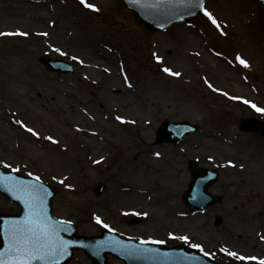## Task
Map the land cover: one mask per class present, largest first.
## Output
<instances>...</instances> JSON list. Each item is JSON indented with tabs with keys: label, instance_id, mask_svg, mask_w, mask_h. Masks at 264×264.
Segmentation results:
<instances>
[{
	"label": "rangeland",
	"instance_id": "374dc122",
	"mask_svg": "<svg viewBox=\"0 0 264 264\" xmlns=\"http://www.w3.org/2000/svg\"><path fill=\"white\" fill-rule=\"evenodd\" d=\"M27 2L35 9H29ZM86 3L98 11L80 0H0V33L5 34L0 35V165L39 176L54 187L53 216L74 223L78 234L97 235L105 229L168 246L200 245L197 250L220 263L264 261V246L258 240L264 234V139L239 127L245 117L264 121V112L256 110L264 109L263 6L257 0H205L198 16L151 31L119 0ZM18 4L32 14L18 20L9 16ZM205 9L220 28L205 16ZM65 24L73 37L83 42L90 38L98 54H84L80 47L66 44L59 35ZM45 33L50 36L47 40ZM189 37L195 38L192 43H187ZM101 51L112 61L105 62ZM40 54L69 61L74 72H47L36 60ZM237 56L249 66H243ZM166 67L180 75L164 72ZM12 74L25 83L9 94L5 84ZM22 88L28 92L26 98L20 95ZM61 91L75 105L74 118L68 119L78 130L62 123L54 110L52 97ZM77 107L100 121L93 151L82 130L89 127L87 118ZM164 119L187 121L197 130L179 144H157L155 133ZM205 132L227 137L228 148L204 154L194 150L198 135ZM154 153L161 155L158 163H153ZM207 154L214 155L208 158ZM192 160L218 174L207 191L219 201L200 212L182 202ZM128 169L142 173L138 172V179L130 178ZM154 171L159 175L148 176ZM124 179L141 182L158 205L178 204L185 214L183 222L189 225H182L187 235H180L182 228L173 229L172 218L151 225L150 218L138 220V214L131 219L129 212L109 208V192L120 188ZM178 179L183 180L180 192L172 186ZM99 182L105 190L95 196L92 188ZM17 209L0 195V211ZM180 237H188L187 242ZM66 264L93 263L75 250ZM106 264L123 263L108 255Z\"/></svg>",
	"mask_w": 264,
	"mask_h": 264
},
{
	"label": "water",
	"instance_id": "95a60500",
	"mask_svg": "<svg viewBox=\"0 0 264 264\" xmlns=\"http://www.w3.org/2000/svg\"><path fill=\"white\" fill-rule=\"evenodd\" d=\"M120 1L126 8L135 13L136 20L143 22L149 29L165 28L173 22L198 14L202 7L195 5V0L191 3H182L179 0H172V2H169V0ZM260 1L264 5V0ZM38 61L50 72H73V68L61 59H52L41 55L38 57ZM196 129V125H191L186 121L170 123L164 120L158 127L155 142L168 141L177 144L185 134H189ZM241 129L247 132L258 131L264 137V123L254 117L243 119ZM189 169L193 176L183 197V202L192 210H203L218 201L216 197L206 191V188L216 180V173L206 168H197L195 162L191 163ZM10 181L23 182L25 185H43L48 193L44 203L49 216L51 211L50 201L54 195V189L49 185L31 177L19 176L13 172H4L0 168V193L20 207L17 214L0 212V251H3L6 247L5 237L9 224L13 220L22 219L27 211L24 203L17 199V196L21 193L13 188ZM102 190L103 185L97 184L93 192L95 195H99ZM51 218L55 222L60 238L68 242L64 255L56 258L57 264H64L69 260L74 249H81L95 264H106V254L121 258L124 264H219L202 257L195 250L186 251L184 246L166 248L157 243H137L104 231L99 236L77 235L75 227L71 223ZM218 221L219 218H217Z\"/></svg>",
	"mask_w": 264,
	"mask_h": 264
},
{
	"label": "bare ground",
	"instance_id": "6f19581e",
	"mask_svg": "<svg viewBox=\"0 0 264 264\" xmlns=\"http://www.w3.org/2000/svg\"><path fill=\"white\" fill-rule=\"evenodd\" d=\"M22 6H23L22 4H18V6L11 7L9 16H12L13 18H17V20L19 18L26 19L25 18L26 13L32 14L31 10L35 9V5L33 3L27 4V7L31 10L24 11ZM29 24H33L32 20L30 21ZM70 25H72V22H70ZM70 25L65 24V26L62 27L59 33V35L61 34L62 37L64 38L65 43L68 45H75V46L80 47L78 49L84 52V54L85 53L87 54L97 53L98 50L96 49L94 50L93 46L91 47L90 45L91 44L90 38L87 37L85 42H83L80 39L73 37V34L67 28V27H70ZM71 27H74V25ZM44 36H45V40L49 39L50 37L48 34ZM194 39L195 38L193 37L191 39L189 37V39L187 40V43L189 42V40H191L190 42L192 43ZM100 56H102L104 61L107 63L112 61L109 54L107 55L102 51L100 52ZM87 61L89 62V59ZM88 64H86V67ZM87 70L89 69L87 68ZM24 83H25V80L22 79V77H19L16 74L14 75L12 74V76H10V78L7 80L5 84V90L10 94L11 91L16 90L18 87H20ZM22 89L23 91H20V95L23 98H26L28 92L24 88ZM116 95H118L119 97V93L117 91H116ZM52 100L56 102L54 110L59 113L60 121L70 126V128H74L75 130H78L79 128H77V126L68 119V117L74 118L75 105L71 104L69 98L67 97V94L62 91L55 93L54 96L52 97ZM77 111L81 113V115H85L87 118L89 127L82 128V130L85 132V135L87 137V140L89 143L88 148H91V150L93 151L94 146L92 145V143L94 141L96 142V140L99 139L98 137L99 133L95 130V128L99 126L100 121L96 117L89 115L84 109L80 107H77ZM198 137L199 138H198V141L195 143L196 146H194V150H197L198 152L202 150L205 151L202 154L210 153L213 150L217 151L219 147H227L228 145L227 143L229 141L227 137H225L224 135L208 134L206 132L202 133L201 135H198ZM213 155L214 154H207V157L212 158ZM160 157H161L160 154L154 153L153 158L154 160H157V161L153 160V163H156V162L158 163V160L160 159ZM236 171H241V169H238ZM136 172L137 171H134V169L127 170V173L130 174L129 175L130 178H133V177L137 178L140 175L139 173H142L141 169L138 171L139 173L138 172L136 173ZM249 172L250 171L248 170L246 171V173H249ZM155 175H159V174L156 171H154V172H151V174L148 176H155ZM161 175H166V174L161 173ZM182 179H178L176 180L175 184H172V186L175 187V189L178 190L179 192L183 186ZM234 185H237V183ZM106 205L109 208H115L116 210H119V211L121 210L122 212H129L131 216H135L139 214V217L141 220L143 219L146 220L147 218H150L151 225L160 223L163 220V218H167V219L172 218L174 221L173 229L175 227H177L178 229L179 228L183 229L182 225H185L186 227L189 226L183 222V218L185 217V214L181 210L177 209L176 205L178 204L176 203L174 204L172 203V201L168 203L163 202L162 204H159V205L156 204L151 199L150 191L144 188L141 185V182H137L134 179H124L122 186L120 188L112 189L109 192V195L107 197ZM168 228H172V227L168 226ZM187 232L188 231L186 229H183V231L180 232V235L185 236L187 235ZM258 240H259V243L264 246V234L263 233L260 234V236L258 237Z\"/></svg>",
	"mask_w": 264,
	"mask_h": 264
},
{
	"label": "snow or ice",
	"instance_id": "6c2138e0",
	"mask_svg": "<svg viewBox=\"0 0 264 264\" xmlns=\"http://www.w3.org/2000/svg\"><path fill=\"white\" fill-rule=\"evenodd\" d=\"M139 2V0H137ZM172 2V0H169ZM182 3H191L193 0H179ZM81 4L86 7L98 11V9L93 4L86 3V0H80ZM195 5L202 6L203 0H195ZM205 16H207L211 23L217 28L221 25L213 16V14L207 9L204 10ZM21 35H26V33H20ZM0 35H5L0 33ZM46 35V33H45ZM60 51L59 49H56ZM75 59V57H74ZM157 61H161V57H156ZM237 60L245 66L248 67L247 61L241 59L237 56ZM164 72L171 75L179 76L180 73L173 72L170 68H164ZM211 87V85H209ZM252 107L256 108L255 105ZM257 111L264 112V109L256 108ZM117 120H122L121 117L117 116ZM18 123H21L18 121ZM26 127V126H25ZM27 131L35 136H38L32 128H27ZM52 140V137H48ZM55 142V141H54ZM11 167V165H7ZM31 175V173L29 174ZM37 181L40 177H35ZM13 188H15L20 195L17 199H20L27 209L25 216L20 220H13L6 231V247L3 251H0V264H57L56 258L58 256H63L67 250L68 242L63 241L55 227V222L47 214L45 207V197L48 195L47 191L44 189L43 185H25L23 182L16 183L15 181H10ZM64 183L63 180L60 181ZM96 220L101 223L100 218L97 216ZM67 223H71L68 221ZM105 228L108 227L107 224L103 225ZM187 242L188 237H180ZM193 247L199 248L200 245H193ZM202 250V249H201ZM207 255V253H205ZM231 256H237L236 253H229ZM239 259H256L255 257L245 258L238 257ZM259 264H264V261H260Z\"/></svg>",
	"mask_w": 264,
	"mask_h": 264
}]
</instances>
